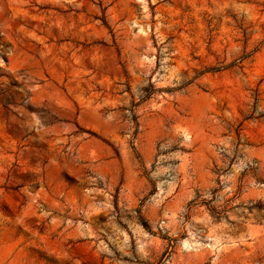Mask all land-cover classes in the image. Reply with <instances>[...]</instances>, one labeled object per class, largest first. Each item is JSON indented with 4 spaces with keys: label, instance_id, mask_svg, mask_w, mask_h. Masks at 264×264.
<instances>
[{
    "label": "rangeland",
    "instance_id": "1",
    "mask_svg": "<svg viewBox=\"0 0 264 264\" xmlns=\"http://www.w3.org/2000/svg\"><path fill=\"white\" fill-rule=\"evenodd\" d=\"M0 264H264V0H0Z\"/></svg>",
    "mask_w": 264,
    "mask_h": 264
},
{
    "label": "trees",
    "instance_id": "2",
    "mask_svg": "<svg viewBox=\"0 0 264 264\" xmlns=\"http://www.w3.org/2000/svg\"><path fill=\"white\" fill-rule=\"evenodd\" d=\"M143 226L146 228L147 227V224H146V222H143Z\"/></svg>",
    "mask_w": 264,
    "mask_h": 264
}]
</instances>
